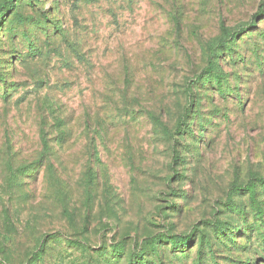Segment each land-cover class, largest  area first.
<instances>
[{
    "label": "rangeland",
    "instance_id": "obj_1",
    "mask_svg": "<svg viewBox=\"0 0 264 264\" xmlns=\"http://www.w3.org/2000/svg\"><path fill=\"white\" fill-rule=\"evenodd\" d=\"M260 178L264 0L0 10L3 263L264 264Z\"/></svg>",
    "mask_w": 264,
    "mask_h": 264
},
{
    "label": "trees",
    "instance_id": "obj_2",
    "mask_svg": "<svg viewBox=\"0 0 264 264\" xmlns=\"http://www.w3.org/2000/svg\"><path fill=\"white\" fill-rule=\"evenodd\" d=\"M11 4H12V0H4V1H2L0 3V10L10 9L11 8ZM213 48L214 47L212 45H208V50L210 52L213 51ZM258 181H259V183H262V184L264 183V179L260 178V180H258ZM248 194L252 198H254V196H255V188H254V186H249L248 187ZM62 239H65L72 246L77 247L79 249H83V250L86 251L85 245L81 241H79V240H69L65 236H63ZM179 239H180L179 237H177L175 239H172V240H170V243L174 244L177 241H180ZM202 241H203V239H201V242ZM156 243H157V241H156L155 237H151V238L147 239L145 241L143 247L139 248L137 251H133V252L128 253L126 255L127 258H126L125 264H165L161 260V258H159L160 257V255H158L159 249H158V246L156 245ZM120 247H121V251L119 250ZM123 247L124 246L122 244H119V246L117 245L114 248V255L117 253L120 256V254L123 253L122 252ZM45 253H46V250H40L39 252H36L34 258L31 257L30 261L31 262H33L35 260L43 261V257L45 255ZM60 255L61 254H57L56 255L58 260L54 262L55 264H58V262L62 261V257H60ZM107 257L108 256H100V260L105 262V263H108V264H111V263L114 264V262H112L113 260H110V258L109 257L107 258ZM63 258L68 260V264H76L77 263L76 260L74 258H71L70 255L63 256ZM0 264H6V263H3L0 260Z\"/></svg>",
    "mask_w": 264,
    "mask_h": 264
}]
</instances>
